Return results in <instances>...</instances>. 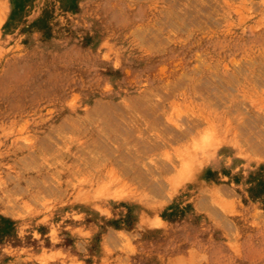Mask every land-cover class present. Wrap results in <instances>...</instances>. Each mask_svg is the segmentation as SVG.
I'll list each match as a JSON object with an SVG mask.
<instances>
[{
	"label": "rangeland",
	"instance_id": "374dc122",
	"mask_svg": "<svg viewBox=\"0 0 264 264\" xmlns=\"http://www.w3.org/2000/svg\"><path fill=\"white\" fill-rule=\"evenodd\" d=\"M0 264H264V0H0Z\"/></svg>",
	"mask_w": 264,
	"mask_h": 264
}]
</instances>
